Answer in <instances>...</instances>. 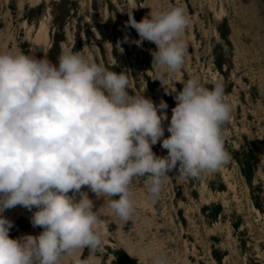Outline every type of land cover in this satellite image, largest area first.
<instances>
[{
	"label": "clouds",
	"instance_id": "obj_1",
	"mask_svg": "<svg viewBox=\"0 0 264 264\" xmlns=\"http://www.w3.org/2000/svg\"><path fill=\"white\" fill-rule=\"evenodd\" d=\"M150 9L139 22L127 12L126 26L138 33L137 46L155 44L151 69L164 86L183 68L190 18L182 5ZM179 83L181 91L164 86L176 101L165 137L168 104L134 91L128 73L72 48L56 62L31 51L0 52V264H91L103 250L104 215L85 187L126 224L137 214L135 181L146 177L155 203L174 169L197 178L229 162L224 125L232 107L223 83ZM158 142L166 156L153 152ZM17 206L32 212V226L43 229L38 236L10 238L14 225L3 213ZM85 248L88 257H78ZM152 264L171 261L160 253Z\"/></svg>",
	"mask_w": 264,
	"mask_h": 264
},
{
	"label": "rangeland",
	"instance_id": "obj_2",
	"mask_svg": "<svg viewBox=\"0 0 264 264\" xmlns=\"http://www.w3.org/2000/svg\"><path fill=\"white\" fill-rule=\"evenodd\" d=\"M173 5L184 6L190 18L185 34L188 51L182 70L169 74L164 86L172 90L175 85L181 91L179 82L191 77L208 87L221 81L232 107L224 125L225 147L241 159L253 153L254 176L247 183L239 164L231 160L197 178L180 176L174 169L155 203L143 182L146 177L141 178L133 185L137 214L126 224L103 197L85 187L93 210L101 208L104 215L103 250L91 264H116L120 251L137 264H152L160 253L167 254L171 264H264V0H0V52L31 51L56 62L62 49L72 48L117 73H128L134 91L157 105L161 100L168 107L173 103L174 108L175 93L166 94L151 69L155 44L144 41L137 46L133 41L139 40L138 33L126 26L129 11L139 22L150 8ZM220 31L228 34L230 51L220 48ZM215 51L223 56L222 72L214 63ZM171 110L166 109L165 137L170 135ZM153 152L167 155L159 142ZM3 215L13 222L16 238L43 231L32 226V212L21 206ZM76 255L88 257V249Z\"/></svg>",
	"mask_w": 264,
	"mask_h": 264
},
{
	"label": "trees",
	"instance_id": "obj_3",
	"mask_svg": "<svg viewBox=\"0 0 264 264\" xmlns=\"http://www.w3.org/2000/svg\"><path fill=\"white\" fill-rule=\"evenodd\" d=\"M219 39H220V48L224 47V48H227L228 51H230L231 44H230L229 39H228V34L226 32L220 31L219 32ZM58 41L59 40H56V43H58ZM213 56L215 58L214 59L215 65L217 66L218 70L220 72H222L223 65L225 64L222 54L217 53V51H215ZM168 108L172 109L173 103ZM225 148L228 151V153L230 154V160L235 161L239 164L242 176L244 177L245 181L250 184L252 179H253L254 169L256 166L255 155L253 153H250V155H246L244 159H241L242 156H239L236 151H234L230 147H225ZM219 188L222 189L223 185H221V187H219ZM254 206L257 209L261 210L260 205L256 201H254ZM219 208H220V206H219ZM234 227H236V226H234ZM24 229L22 228V230H24ZM9 235H10V238L15 239L16 238L15 229H11ZM120 253H121L120 256L115 255L116 264H137L136 259L128 256L123 251H120ZM219 260H220V258H219Z\"/></svg>",
	"mask_w": 264,
	"mask_h": 264
},
{
	"label": "bare ground",
	"instance_id": "obj_4",
	"mask_svg": "<svg viewBox=\"0 0 264 264\" xmlns=\"http://www.w3.org/2000/svg\"><path fill=\"white\" fill-rule=\"evenodd\" d=\"M132 2V1H131ZM27 24V23H26ZM44 26V25H43ZM31 27V26H30ZM29 28V27H28ZM30 33V32H29ZM35 41V40H34Z\"/></svg>",
	"mask_w": 264,
	"mask_h": 264
}]
</instances>
